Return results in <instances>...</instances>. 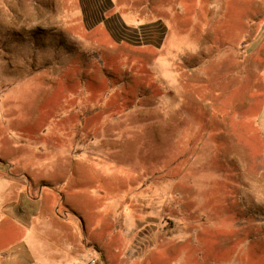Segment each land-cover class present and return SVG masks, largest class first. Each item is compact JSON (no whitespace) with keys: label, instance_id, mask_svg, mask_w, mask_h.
<instances>
[{"label":"rangeland","instance_id":"374dc122","mask_svg":"<svg viewBox=\"0 0 264 264\" xmlns=\"http://www.w3.org/2000/svg\"><path fill=\"white\" fill-rule=\"evenodd\" d=\"M19 241L264 264V0H0L1 257Z\"/></svg>","mask_w":264,"mask_h":264},{"label":"crops","instance_id":"0c3cea01","mask_svg":"<svg viewBox=\"0 0 264 264\" xmlns=\"http://www.w3.org/2000/svg\"><path fill=\"white\" fill-rule=\"evenodd\" d=\"M36 217L37 216L35 215L33 218ZM39 220L43 222H47L51 220L55 227L60 228V233L62 235H63L62 230H65L64 232H66L68 235H71L73 237L75 236L76 238L80 237L79 223L77 221L68 220V219H59L55 214H49V215L39 214ZM31 222H33V219L30 220V223L24 222L23 224H19V226L20 225L22 226L20 229H23V231L32 232L33 229L31 227L32 224ZM42 228L48 229V225L47 227L46 224H44L43 227L39 226V229ZM25 245L23 244V242L20 243L19 241L16 245H13L12 247L6 249L4 251V256L1 257L0 255V264H45L44 262L45 258H43V255L41 254V251L44 250V246H42L41 244H28V243L27 244L25 243ZM70 247L71 250H68L66 248H61V251L67 254V257L72 260V261L71 260L67 261V264H84L85 261H83V257H81V254L83 255L86 249L79 245L70 246ZM57 248L59 249L60 247Z\"/></svg>","mask_w":264,"mask_h":264},{"label":"trees","instance_id":"16d2710c","mask_svg":"<svg viewBox=\"0 0 264 264\" xmlns=\"http://www.w3.org/2000/svg\"><path fill=\"white\" fill-rule=\"evenodd\" d=\"M99 21L104 22L105 21V18L103 19V17H102Z\"/></svg>","mask_w":264,"mask_h":264}]
</instances>
